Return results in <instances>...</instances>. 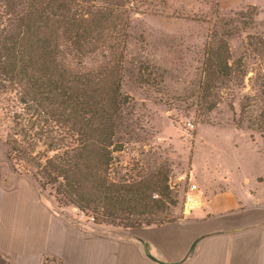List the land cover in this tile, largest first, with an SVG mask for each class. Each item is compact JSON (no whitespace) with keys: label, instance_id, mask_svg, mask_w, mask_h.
Instances as JSON below:
<instances>
[{"label":"trees","instance_id":"1","mask_svg":"<svg viewBox=\"0 0 264 264\" xmlns=\"http://www.w3.org/2000/svg\"><path fill=\"white\" fill-rule=\"evenodd\" d=\"M163 3L0 0V111L8 156L42 190L50 185L61 203L86 208L101 222L125 221L115 226L171 221L177 206L155 160L142 175L113 166V153L136 136L121 91L130 16ZM220 26L204 44L198 116L206 122V113L224 101L235 129L264 134V40L253 37L233 59L228 39L236 24ZM245 79L249 89L241 92ZM156 191L161 198L153 200Z\"/></svg>","mask_w":264,"mask_h":264},{"label":"rangeland","instance_id":"2","mask_svg":"<svg viewBox=\"0 0 264 264\" xmlns=\"http://www.w3.org/2000/svg\"><path fill=\"white\" fill-rule=\"evenodd\" d=\"M162 1L159 7L130 16L121 91L129 98L126 109L136 136L126 138L122 150L113 153V166L121 173L142 175L153 169L155 160L167 173L168 188L177 201L172 217L178 218L185 210L189 184L196 183L205 193L212 191L208 177H201L203 172L216 169L245 188V176L264 178V134L235 129L230 124L232 112L224 101L206 113V122H201L197 103L209 33L221 30L225 21L235 23L236 33L228 39L231 57L243 56L253 37L264 40V0ZM248 89L245 79L241 92ZM1 115L2 111L3 142ZM137 134L138 140H134ZM43 191L58 207H69L61 203L64 200L56 197L50 185ZM259 193L264 197V181ZM151 198L161 197L156 191ZM96 218L111 226L125 222H111V217L101 222L99 215Z\"/></svg>","mask_w":264,"mask_h":264},{"label":"crops","instance_id":"3","mask_svg":"<svg viewBox=\"0 0 264 264\" xmlns=\"http://www.w3.org/2000/svg\"><path fill=\"white\" fill-rule=\"evenodd\" d=\"M204 176L212 191L171 221L88 223L21 173L0 142V264H264L263 176H245L246 188L216 169Z\"/></svg>","mask_w":264,"mask_h":264},{"label":"built area","instance_id":"4","mask_svg":"<svg viewBox=\"0 0 264 264\" xmlns=\"http://www.w3.org/2000/svg\"><path fill=\"white\" fill-rule=\"evenodd\" d=\"M205 198L203 190L196 184L191 183L188 185V191L185 194L184 198V207L187 209L196 206L202 199ZM77 217L88 223H95L97 221L95 213L89 211L86 208H81L78 206L70 207Z\"/></svg>","mask_w":264,"mask_h":264}]
</instances>
